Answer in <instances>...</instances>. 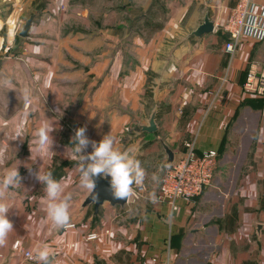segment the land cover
<instances>
[{"label": "crops", "instance_id": "1", "mask_svg": "<svg viewBox=\"0 0 264 264\" xmlns=\"http://www.w3.org/2000/svg\"><path fill=\"white\" fill-rule=\"evenodd\" d=\"M238 1L0 0V178L17 165L21 177L5 194L13 232L0 264L21 259L16 241L46 246L48 264H264V94L243 89L249 67H264V37L248 27L228 56L222 27ZM206 15L214 32L192 35ZM154 111L158 130L140 133ZM46 120L50 154L36 151ZM79 127L96 142L111 133L149 173L168 163L164 144L176 160L188 142L218 151L219 172L176 212L146 190L131 208L96 213L71 151ZM39 169L66 184L63 226L47 220Z\"/></svg>", "mask_w": 264, "mask_h": 264}, {"label": "clouds", "instance_id": "2", "mask_svg": "<svg viewBox=\"0 0 264 264\" xmlns=\"http://www.w3.org/2000/svg\"><path fill=\"white\" fill-rule=\"evenodd\" d=\"M260 35L264 36V33ZM54 130L52 121L42 122L36 132L38 138L36 142L39 145L37 153L41 150L45 154L54 153L51 150L53 138L50 135ZM86 131V127L77 128L71 140L74 146L71 151L78 162L80 187L91 194L96 187L94 177H110L114 196L121 199L129 198L133 194V185H142L145 180L146 171L141 166V162L129 152L117 149L115 138L111 133L96 142L87 137ZM90 144L93 150L85 154L84 150ZM17 166L8 169L0 178V247L6 245L9 235L13 232V223L7 217L11 206L6 201L5 194L10 187L20 184L21 177ZM35 176L44 186L45 195L41 197V202L45 206L47 220L56 227L65 225L69 219L70 209V198L65 194L66 184L54 179L51 171L44 172L39 169ZM152 179L157 180L156 174H153ZM150 198L155 199L154 193ZM35 251L40 264H48L50 250L44 246L38 247Z\"/></svg>", "mask_w": 264, "mask_h": 264}, {"label": "built area", "instance_id": "3", "mask_svg": "<svg viewBox=\"0 0 264 264\" xmlns=\"http://www.w3.org/2000/svg\"><path fill=\"white\" fill-rule=\"evenodd\" d=\"M256 5L254 0H239L232 8L224 27H222L229 37L224 48L230 58H233L237 52L248 27L264 33V12L257 14L254 12L257 7L264 10V6ZM243 89L253 95L261 96L264 94V67L254 65L249 67L243 82ZM219 166L218 151L208 150L198 153L194 142L186 143L185 153L180 158L166 164L159 193L154 201L167 203L172 212L178 211V201L191 202L212 186L215 176L219 172ZM145 197L146 187L133 185V194L129 197L126 207L131 208ZM74 226V224H70L66 227ZM97 237L96 233H92L88 235L87 239L92 240ZM13 248L16 252H20L22 257L17 262L8 264H40L36 252L28 249L21 250L19 241L14 243ZM136 264H147V262L140 261Z\"/></svg>", "mask_w": 264, "mask_h": 264}, {"label": "water", "instance_id": "4", "mask_svg": "<svg viewBox=\"0 0 264 264\" xmlns=\"http://www.w3.org/2000/svg\"><path fill=\"white\" fill-rule=\"evenodd\" d=\"M35 16L32 15L30 18L26 21L23 29L20 32L21 37H27L29 36V31L32 27L33 21ZM215 30V23L211 19L209 15H206L204 18L203 23L192 32V35L196 37H201L205 34H209L214 32ZM158 130V124L156 123V111L153 112L152 116L150 117L149 121L145 125H140V133H152L156 132ZM164 148L166 150V153L168 154V163H171L174 161V153L173 151L164 144ZM96 187L93 190V193H89V195L86 197L85 201L83 202V206H87L90 204L94 205L95 212L97 213L100 209V207L108 202L113 206L116 207H124L128 203L129 198H116L114 196L113 190L111 189L110 185V177H103L98 176L94 177Z\"/></svg>", "mask_w": 264, "mask_h": 264}, {"label": "rangeland", "instance_id": "5", "mask_svg": "<svg viewBox=\"0 0 264 264\" xmlns=\"http://www.w3.org/2000/svg\"><path fill=\"white\" fill-rule=\"evenodd\" d=\"M150 160L153 161L152 157L150 158ZM166 164H167L166 160L159 161L156 164L158 170H155L152 173H149L146 171V177H145V180H144L142 185H144L146 187L147 191H149V192L151 191L150 194L154 193L155 197L159 193L158 186L161 185V180H162L163 175H164V170H165ZM153 174H156V176H157V180H155V181L152 179ZM146 195H148V193H146ZM138 216L139 215L136 216V219H138Z\"/></svg>", "mask_w": 264, "mask_h": 264}, {"label": "trees", "instance_id": "6", "mask_svg": "<svg viewBox=\"0 0 264 264\" xmlns=\"http://www.w3.org/2000/svg\"><path fill=\"white\" fill-rule=\"evenodd\" d=\"M228 35V34H227ZM229 38V37H228ZM228 40V39H227Z\"/></svg>", "mask_w": 264, "mask_h": 264}]
</instances>
